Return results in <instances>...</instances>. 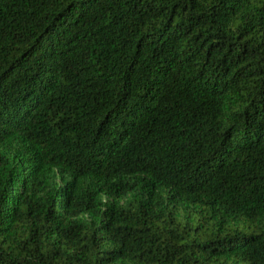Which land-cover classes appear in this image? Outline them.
I'll list each match as a JSON object with an SVG mask.
<instances>
[{
  "label": "trees",
  "instance_id": "1",
  "mask_svg": "<svg viewBox=\"0 0 264 264\" xmlns=\"http://www.w3.org/2000/svg\"><path fill=\"white\" fill-rule=\"evenodd\" d=\"M0 264H264V0H0Z\"/></svg>",
  "mask_w": 264,
  "mask_h": 264
}]
</instances>
